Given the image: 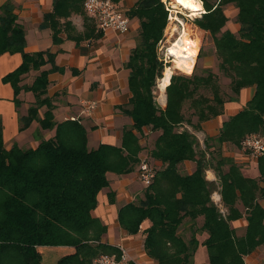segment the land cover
Here are the masks:
<instances>
[{"label": "trees", "instance_id": "16d2710c", "mask_svg": "<svg viewBox=\"0 0 264 264\" xmlns=\"http://www.w3.org/2000/svg\"><path fill=\"white\" fill-rule=\"evenodd\" d=\"M201 2L204 12L193 23L212 38L215 65L199 74L194 70L173 73L165 87L163 108L155 98L157 79L163 72L156 48L168 12L162 0H136L126 10L129 19L139 23L136 44L125 63L131 95L120 106L131 117L132 125L123 128L119 145L101 143L96 148H88L87 131L79 121L54 120L53 104L45 93L48 72L57 69L55 55L49 50L26 52L25 31L13 5L6 2L0 6V55L21 54V63L2 79L11 84L17 106L21 90L31 91L35 98V105L20 116L19 129L37 120L41 130L52 132L41 137L35 148L13 145L5 149L0 126V264H42L37 246L73 247L56 264H92L101 253L118 255L117 246L102 242L106 227L91 211L97 205L98 192L108 185L107 173L125 174L139 168L141 160L148 162L146 157L140 158L143 127L158 132L150 156L163 165L153 168L154 177L142 198L118 209V222L133 235L145 219L150 221L144 230L143 248L151 259L158 264H194L193 255L203 245L209 264H243L247 254L264 245V208L256 201L264 197V186H259L256 179L242 177L239 166L221 156L220 149L213 151V157L210 152L215 163L208 162L196 136L186 128L179 129L186 123L198 130L201 122L222 113L225 102L236 100L243 87L254 86L252 98L224 120L219 133L207 137L205 145L208 148V142L216 141L217 145L241 147L250 134L264 138V0ZM82 4L83 0H53L41 26L51 30L54 43L60 41L63 27H68V22L60 19L71 13L84 15ZM228 4L237 8L236 32L227 27L224 7ZM185 24L184 34L188 30ZM70 37L77 40L82 36ZM46 63L51 68L40 70ZM31 69L39 73L30 85H21L22 75ZM43 106L46 109L39 117ZM184 160L195 161L191 174L179 172L177 165ZM257 161L264 181V158ZM208 166L219 173L223 167L228 168L220 175L219 190L226 215L211 199L218 188L214 181L204 178ZM238 200L246 208L247 219L241 236L229 224L241 216L235 207ZM199 217L202 222L197 226ZM186 220L190 222L186 227L191 232L188 238L182 232L185 228L181 229ZM198 230L206 232L202 240L196 236Z\"/></svg>", "mask_w": 264, "mask_h": 264}, {"label": "crops", "instance_id": "0c3cea01", "mask_svg": "<svg viewBox=\"0 0 264 264\" xmlns=\"http://www.w3.org/2000/svg\"><path fill=\"white\" fill-rule=\"evenodd\" d=\"M135 1L118 0L113 2L126 12ZM6 2L13 5V11L23 25L26 40L25 51L49 50L55 55L54 64L57 69L49 70L51 68L50 63H46L40 69L49 70L45 95L51 99L53 104L54 120L57 122L67 119L79 121L87 131L88 148H96L101 143L119 145L123 128H129L132 125L131 117L122 112L120 106L124 105L131 95L127 83L125 63L137 41L138 20L130 19L127 32L120 33L114 29H107L102 32L97 29L95 22L87 16L82 5L84 15L71 13L69 17L60 19L61 22H68V27H63L59 34L60 41L54 43L51 30L41 26L44 15L52 10L53 0H0V6ZM226 6H228V12L231 13L226 14L230 17L227 21V27L236 32L239 28V24L235 21L237 8L232 4ZM67 33H69L68 37ZM71 35L82 37L75 40L76 38L70 37ZM20 63L21 54L19 52H5L0 55V126L5 149H10L13 145L22 149L35 148L41 137H47L52 133L49 130H41L37 120H33L27 128L19 129L20 116L26 114L29 104L34 102L35 98L31 91L21 90L17 96L21 102L17 106L11 84L4 82L2 78ZM214 65L213 55L204 59L203 66L205 68H212ZM38 73L39 70L31 69L22 75L20 84L30 85ZM157 90L160 94L158 88ZM254 91V86L243 87L236 100L225 102L222 113L201 122L198 130L186 123L181 124L179 129L186 128L196 136L200 149L206 153L208 162L215 163L212 159L213 153H215L213 151L220 149L221 156L233 159L239 166L242 177L256 179L259 186L262 187L264 181L260 179L258 158L249 150H244L242 146L237 147L227 143L217 145L215 144L216 141L208 142V148L205 145V139L215 137L219 133L222 122L241 110L252 98ZM158 94L156 101L163 108L166 104L165 89L162 92V98H158ZM91 102H95L96 106L93 110H87L86 105ZM45 109V106L39 109V117H42ZM137 134L140 135L139 132ZM157 134V131L143 127L140 135V143L143 146L140 158L146 157L149 164L155 169L163 165L160 160L150 156L153 140ZM177 168L180 173L191 174L196 168V163L192 160H184L177 165ZM227 169L225 166L219 173L208 166L204 172V178L214 181L218 188L212 193L211 199L223 215H226L228 211L219 192L221 188L220 175L228 172ZM107 179L108 185L98 192L97 205L91 211V215L98 218L106 227L101 236L102 242L113 246L123 245L128 250L133 263L158 264L146 254L143 248L144 230L149 227L150 221L145 219L139 231L133 235L126 233L118 222V209L143 197L146 186L139 178L138 166L125 174L109 172ZM256 201L264 208V197H258ZM235 207L241 216L231 220L229 224L235 234L241 236L245 233L247 226L246 208L239 200ZM196 222L197 226H200L202 218L199 217ZM188 224L190 222L186 220L181 226V229L185 228L182 232L187 238L191 234L190 230L186 228ZM196 236L198 240H202L206 237V232L198 230ZM202 246L197 247L193 255V262L195 256L198 257ZM203 247L205 248V246ZM37 251L41 254L42 264H46L44 260L51 262L50 264H56L62 255L72 252L73 247L37 246ZM51 252L55 253L53 261ZM199 262L198 264H209L207 257ZM244 262L247 264H264V245L258 246L247 254L244 257Z\"/></svg>", "mask_w": 264, "mask_h": 264}, {"label": "built area", "instance_id": "2783aa9c", "mask_svg": "<svg viewBox=\"0 0 264 264\" xmlns=\"http://www.w3.org/2000/svg\"><path fill=\"white\" fill-rule=\"evenodd\" d=\"M167 10V23L163 31V37L157 43V56L163 64V70L165 68L172 67L174 55L170 51V44L179 37L180 30H183V21L178 18V13L171 6L170 1L162 0ZM83 9L88 17H90L96 24L99 31H105L107 29H114L120 33L127 32L129 29V17L126 12L120 9L112 0H83ZM204 12V11H203ZM201 13H199V16ZM189 38H197L192 34L193 29L190 28ZM174 40V41H173ZM201 43V42H200ZM200 49V46L198 50ZM173 73L175 70L173 69ZM181 71V70H180ZM188 74L186 72H183ZM96 106L95 102H91L86 105L87 110H93ZM242 148L249 150L256 158H264V138L258 134H250L243 139ZM139 178L145 186H148L153 177L154 169L145 160H141L138 168ZM119 254L101 253L92 259V264H129L132 262L131 256L128 250L123 246H117ZM136 264V263H134ZM172 264V263H166ZM243 264H247L244 262Z\"/></svg>", "mask_w": 264, "mask_h": 264}, {"label": "bare ground", "instance_id": "6f19581e", "mask_svg": "<svg viewBox=\"0 0 264 264\" xmlns=\"http://www.w3.org/2000/svg\"><path fill=\"white\" fill-rule=\"evenodd\" d=\"M176 4L187 9L190 16H198L204 11L201 0H175ZM184 28L180 31L179 37L170 44V51L174 55L173 64L170 68H165L162 76L157 79V88L160 94L158 98H162V92L170 81L173 69H178L186 73H191L198 55V49L195 45L188 43L184 38Z\"/></svg>", "mask_w": 264, "mask_h": 264}, {"label": "rangeland", "instance_id": "374dc122", "mask_svg": "<svg viewBox=\"0 0 264 264\" xmlns=\"http://www.w3.org/2000/svg\"><path fill=\"white\" fill-rule=\"evenodd\" d=\"M170 1L171 3V6L174 8V10H176L178 13V18L180 20L183 21V28H184V31H185V26L187 23L188 25V30H187V33L186 34H183L184 35V38H185V41H187L188 43H191L192 45H195L197 47V49L199 48L200 46V49L198 50V53L199 56L197 55V58L195 60V64H194V67H193V70L195 73H202L203 70L205 69V67L203 66V63H204V59L207 57V56H210L212 55V50H213V44H212V38L210 37V35L199 29L198 27H196V25L193 23V20L194 18L198 17V16H190V13L187 9H184L180 6H178L175 2V0H168ZM224 11H225V14L229 15L231 13L228 12V6L224 7ZM90 18V17H89ZM230 17H228L229 19ZM91 19V18H90ZM190 28L193 29V32L192 34H194L195 36H197V38H194V39H191L189 38V33H190ZM181 31V30H180ZM187 38V39H186ZM201 42V43H200ZM175 72H182L178 69H174ZM174 72V71H173ZM189 74V73H188ZM222 84V87L223 89L225 90L226 89V86H225V82L224 83H221ZM25 85V84H24ZM157 94H158V90L156 88V91H155V98L157 97ZM35 101V100H34ZM31 105H35L34 102L30 103L29 104V107ZM28 107V108H29ZM185 107H186V104H185ZM27 112V111H26ZM195 120V118H194ZM202 249H200L199 251V255L198 257L195 256L194 258V264L195 263H200L199 261L203 258H206L207 257V250L206 248H204L203 246L201 247ZM47 256H48V253L46 252ZM51 257H52V261L55 257V253L51 252L50 253ZM44 263L46 264H50L51 262H48V261H45L44 260Z\"/></svg>", "mask_w": 264, "mask_h": 264}]
</instances>
